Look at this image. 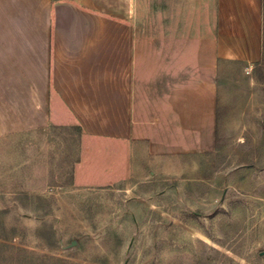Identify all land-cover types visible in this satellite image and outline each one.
Here are the masks:
<instances>
[{
    "label": "rangeland",
    "instance_id": "374dc122",
    "mask_svg": "<svg viewBox=\"0 0 264 264\" xmlns=\"http://www.w3.org/2000/svg\"><path fill=\"white\" fill-rule=\"evenodd\" d=\"M203 5L137 0L140 119L167 124V90L195 82L184 47L211 23ZM262 5L261 60L219 67L209 152L129 153L74 124L14 123L0 108V264H264Z\"/></svg>",
    "mask_w": 264,
    "mask_h": 264
},
{
    "label": "crops",
    "instance_id": "0c3cea01",
    "mask_svg": "<svg viewBox=\"0 0 264 264\" xmlns=\"http://www.w3.org/2000/svg\"><path fill=\"white\" fill-rule=\"evenodd\" d=\"M201 2V17L211 23L195 46L184 47V64H195L197 78L167 90L169 122L160 125L140 119L135 100L137 0H0L1 113L31 128L74 124L129 153L143 144L151 154L211 151L219 67L261 60L263 5ZM154 128L162 131L158 139Z\"/></svg>",
    "mask_w": 264,
    "mask_h": 264
}]
</instances>
